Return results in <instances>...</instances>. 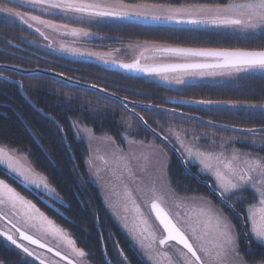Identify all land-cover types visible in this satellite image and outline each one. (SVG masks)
Segmentation results:
<instances>
[{
  "label": "snow or ice",
  "instance_id": "obj_1",
  "mask_svg": "<svg viewBox=\"0 0 264 264\" xmlns=\"http://www.w3.org/2000/svg\"><path fill=\"white\" fill-rule=\"evenodd\" d=\"M10 3L12 0H0V15L18 20L45 39L48 36L38 25L59 35L77 38L71 45L61 44L60 51L73 56L92 57L124 72L159 78L170 85L186 87L190 79L204 80L233 74H239L236 79H244L246 74H264V48L185 47L149 39H138L123 48H114L108 54L77 46L86 44L96 35L90 28L102 19L135 21L150 30L155 26L157 31L178 33L212 29L217 35L247 41L249 37L264 36V0H19L16 7H9ZM25 5H30L33 12L40 14L17 10V7ZM43 17H58L65 22L55 23L53 19ZM71 23L87 27H71ZM114 43L123 44V41ZM132 49L140 50V55L131 62L116 58ZM145 53L171 62L146 63L144 61L149 57ZM54 74L69 81L73 79L63 72ZM0 78L8 79L2 73ZM74 82L77 85L81 83L79 80ZM17 84L23 87L22 82L17 81ZM87 87L103 94L101 99L104 103L109 106L119 104L129 113L121 120L125 127L119 144L110 133L104 134L115 147L108 158H101L103 168H96L92 174L102 182L106 191L115 194V188L121 189L122 204L113 203L109 196L105 206L112 211L133 247L147 258L149 264H162V258L167 259V264H264V254L258 261L247 258L253 243L264 248V126L238 128L235 125H217L209 120L206 128H216L217 132L211 133V140L207 142L209 133L196 134L184 127L181 117L186 114L178 113L175 107L165 110L160 104L148 102L143 108L160 111L155 118L146 119L141 114L143 108L136 111L139 102L130 100L128 95H118V88L111 89L97 83H88ZM27 102L31 103L30 100ZM67 102H71L70 96ZM182 103L253 113L260 110L264 114V104L211 99L184 100ZM132 113L138 117L135 122ZM48 118L55 123L53 117ZM70 121L74 134L80 131L81 124L86 123L79 116L71 117ZM196 122L203 123L198 118ZM57 127L62 133L65 131L60 125ZM87 130L92 132L90 128ZM229 131L233 135H219L217 139L218 133ZM202 140L206 142L201 143ZM169 144L178 146L176 160L182 175L203 183L205 193L182 187L181 181L173 177ZM20 151L10 142L0 140V165L4 166L0 169V221L7 220L11 224L6 231L0 229V237L19 250L24 258H31L39 264H46V261L29 245L45 249L66 264H85L91 259V253L78 247L65 228L13 186L14 175L21 185L35 186L41 200L55 197L61 205L64 204L52 185L51 177L20 163L26 158L19 155ZM91 151L89 148L88 154ZM169 200L176 202V207L183 212L174 214L167 207ZM145 208L150 209L149 215L144 213ZM56 211L59 213V207ZM152 215L158 226L152 223ZM236 219L244 226L243 232L234 223ZM68 223L73 221L69 219ZM28 225H38L46 233L66 240L71 252H62L44 243L26 230ZM96 227H100L98 214ZM153 227L155 231L151 230ZM241 236L248 246L246 252L240 248ZM100 239L105 244L104 264H130L118 242L114 244L118 258L114 262L108 259L107 240L102 233ZM175 246H179L176 249L178 257L168 251ZM0 264L4 261L0 260ZM21 264H28V261L22 259Z\"/></svg>",
  "mask_w": 264,
  "mask_h": 264
},
{
  "label": "trees",
  "instance_id": "obj_2",
  "mask_svg": "<svg viewBox=\"0 0 264 264\" xmlns=\"http://www.w3.org/2000/svg\"><path fill=\"white\" fill-rule=\"evenodd\" d=\"M144 2V0H137ZM188 2V0H182ZM9 7H16L10 3ZM21 9V7H17ZM135 25V26H134ZM86 26V25H85ZM87 27V26H86ZM174 27V26H170ZM90 30L98 38L89 42L97 49L113 50L130 42L144 39L156 40L163 44L185 47H228V48H264V36L249 37L247 41L236 37L217 35L213 30L201 29L191 33L157 31L155 26H139L136 22L109 20L97 22ZM106 37V39H104ZM35 38V33L27 26L11 22L0 16V64L14 65L24 69H46L52 72H63L74 80L85 83L107 85L111 89H119L118 95H128L130 100L140 104L151 102L165 108L175 107L183 113L198 116L204 120H212L222 125H235L238 128L264 126V114L260 110L243 111L239 109L211 107L202 105H175L173 101L192 99H211L220 101H239L241 103L264 104V75L246 74L244 79H235L222 84H188L177 89L162 87L144 77L129 76L110 70L104 63L85 59L68 58L49 51L41 50L28 43ZM123 41V44L114 43ZM5 77L22 82L24 95L33 108L20 94L15 84L0 79V140L8 141L14 148L20 149V155L28 160L32 169L41 172L52 179V185L63 198L64 204L54 202L53 207L40 199L39 193L31 191L12 178L17 190L32 199L34 203L65 228L78 247L91 253L87 264H104L105 244L101 241V233L107 240L108 259L115 261L117 250L114 244L118 242L127 254L130 264H148L133 247L114 220L108 214L97 189L88 178L84 158L86 149L84 143L75 137L70 118L79 116L86 122L82 124L96 135L110 133L118 139L122 133L119 117L127 116L118 104L109 106L101 99V95L69 87L56 80L44 76L23 77L11 72H0ZM59 95V99L57 98ZM71 98V102H67ZM136 111L141 109L136 108ZM41 112V113H40ZM151 113V116H149ZM157 111L143 109L141 114L146 119H153ZM51 116L55 123L65 131L62 133L55 123L46 118ZM133 118V117H132ZM184 127L195 131L214 130L206 128L203 123L181 117ZM133 121H137L133 118ZM219 134L233 135L232 132ZM171 154V173L186 186L199 193H205L204 186L195 179L182 175L175 156ZM0 169H3L0 166ZM191 194V193H190ZM59 207V213L56 211ZM96 214L100 217V227H96ZM73 221L72 224L68 220ZM237 220L234 223L237 224ZM109 234L111 238L109 239ZM248 246L242 244L241 251L246 252ZM264 254V248L252 244L248 259L259 260ZM26 259L28 264H38L31 258H24L19 250L0 237V260L4 264H21Z\"/></svg>",
  "mask_w": 264,
  "mask_h": 264
},
{
  "label": "rangeland",
  "instance_id": "obj_3",
  "mask_svg": "<svg viewBox=\"0 0 264 264\" xmlns=\"http://www.w3.org/2000/svg\"><path fill=\"white\" fill-rule=\"evenodd\" d=\"M12 2L18 4L19 0H12ZM17 10H19V11H27V12H29L31 14H37V15L40 14L39 12H33V10H32L30 5H25V6L21 7V9H17ZM0 16L5 18L8 21L20 24L19 21L15 20L14 18L7 17V16H4V15H0ZM43 18L53 19V22H55V23L65 22V21H62L58 17L57 18L43 17ZM109 20L110 19H102V20H99L98 22H104V21H109ZM24 26H26V25H24ZM86 26L85 25H81V24L71 23V27H86ZM38 27H41L42 30L47 34L48 39H45L43 36H41L39 34V32H37V31L32 29V31L35 33V38H33L31 40H28V43H30L32 46H35V47H37V48H39L41 50H44V51H49L51 53L59 54V55H62V56L68 57V58H72V59L85 58V59H91V60L98 61V60H96L95 58H92V57H88V56H73V55H69L67 53H64V52L60 51L59 49H60V45L61 44L71 45V44H73V42L77 38H74V37H71V36L59 35L58 33L53 32L51 29L44 28L42 25H38ZM207 30H212V29H207ZM213 31H215V30H213ZM97 38H98V36L96 34L94 37L90 38L86 44H79L77 46L92 50L94 52H100V53H103V54H108L109 52H112V50H110V49H106V50L97 49V48H94L92 45L89 44V42L91 40H94V39H97ZM49 44H51V47L48 46ZM125 46H123V47H125ZM123 47H121V48H123ZM139 55H140V50L132 49V50H128L127 52H122L121 54L116 56V58L119 59V60H123L124 62H131L133 59L137 58ZM145 55L149 57L148 60L144 61L146 63H167V62H171L167 58L161 59L159 57H153V55L151 53H145ZM255 73L256 74H261L260 72H255ZM169 75H173V74H169ZM237 75H239V74H233L232 76H225V77L209 78V79H204V80L190 79L188 81V84H198V83H201V84H222V83H227V82L234 81L236 79ZM261 75H264V74H261ZM147 79L149 81H152V82H154V83H156V84H158V85H160L162 87L168 88V89H177V88L181 87V86L167 84V83L163 82L161 79L155 78V77H147ZM126 114L129 115L128 113H126ZM122 117H126V116H124V114H121V116L119 117L118 121H119V124L121 125V130L123 131V128L125 126L122 125V122H121ZM79 127H80V131L75 133V137L78 140H81L84 143V146H85V149H86V155H85V158H84V163H85L86 171H87V174H88V178L92 182V184L95 186V188L97 189L98 194H99V196H100V198H101V200L103 202V205L106 208V210H107L108 214L110 215V217L114 220L116 225L121 229V231L129 239L128 235L125 233V231L122 230L120 224L117 222V219L112 214V211L105 206V200L108 199L109 196H111V199H112L113 203H115L117 205L122 204V197L119 195V193L121 192V189L119 187L115 188L114 189V193L115 194H113L112 192L106 191L102 187V182L97 181L95 176L92 174L95 171L96 168H101V169L103 168V164L101 162V158H108L110 153L112 152V150H113V148L115 146L109 142V140L107 139V137L105 135H96L95 133H93V131L89 132L87 130L89 128L84 126V125H82V124ZM214 129H216V128H214ZM133 130H135V129H133ZM189 130L194 131L196 134L208 132L209 136L207 137V142H210V140H211V133H216V131H214V130H206V131L205 130H203V131H195L193 129H189ZM229 132H231V131H229ZM219 135H225V134H219L218 133L217 139L219 138ZM225 136H231V135H225ZM136 138H138V137H136ZM149 138H151V137H149ZM129 139H133V137H129ZM115 141L118 144L121 142V134H120L118 139H115ZM204 142H206V141H204V140L201 141V143H204ZM122 146L123 147H127V144H123ZM89 148H91V150H92L91 154H88V149ZM176 149L179 151L178 146H176ZM20 156L21 157H25L23 155H20ZM170 156H171V154H170ZM20 163L22 165H24V166H30V164H29V162H28V160L26 158L21 159ZM0 166H2L4 168L3 165H0ZM101 174L103 175L104 173L102 172ZM12 178L16 179L19 182V180L14 175L12 176ZM108 179H110V178H108ZM199 185H201V184H199ZM24 186L29 188L31 191L39 193V190H37L35 188V186H33V185H24ZM43 202L46 203L47 205L53 207V205H54L53 203L54 202H60V201L56 200L55 197H52V198H47L46 197V198L43 199ZM167 207L174 214L177 213V212H181V213L183 212V210L181 208L176 207V202H174L172 200H169V202L167 204ZM4 211H9L10 212L9 209H5ZM144 213L146 215H149L150 214V209L149 208H145L144 209ZM121 214L123 215V212H121ZM151 221H152V223L155 226H158L156 221L154 220V218L152 216H151ZM21 223H23V222L21 221ZM237 226H238V228L240 229L241 232L244 231V226L240 224L239 220L237 221ZM10 227H11V225L9 223H7L5 221L4 222L0 221V229H3V230L6 231ZM26 230H28L35 237L41 239L44 243L51 245L54 249L55 248H59L62 252H68V253L71 252V248H70L69 245H67V241L66 240H62L60 238L52 236L49 233H46L45 231L40 229L38 225L37 226L28 225V226H26ZM151 230L155 231L156 229H155V227H153ZM244 243H245L244 237L241 236L240 237V248L242 247V244H244ZM177 248H179V246H175V247H173L171 249H168V251H169V253L171 255L178 257L179 254L176 251ZM34 250L39 252L40 255L44 258V260L46 262L50 263V264H65L63 262H60L59 260H57L56 258L52 257L51 255H49L48 253H46V252H44L42 250L35 249V248H34ZM140 255L149 264V261L147 260V258L145 256H143L141 253H140ZM75 259H79V258H75ZM85 264H87V262H85ZM162 264H167V259L166 258H162Z\"/></svg>",
  "mask_w": 264,
  "mask_h": 264
},
{
  "label": "water",
  "instance_id": "obj_4",
  "mask_svg": "<svg viewBox=\"0 0 264 264\" xmlns=\"http://www.w3.org/2000/svg\"><path fill=\"white\" fill-rule=\"evenodd\" d=\"M120 21V20H119ZM128 22H135V21H128ZM136 23H138V22H136ZM106 66L110 69V70H112V71H117V72H120V73H125V74H127V75H129V76H134V77H147V76H144L143 74H139V73H130V72H124V71H122L121 69H119L118 67H115V66H113L112 64H106ZM0 72H11V73H14V74H16V75H20V76H23V77H30V76H44V77H48V78H50V79H53V80H56V81H58V82H60V83H63V84H65V85H67V86H69V87H74V88H78V89H81V90H85V91H91V92H93V93H96V94H99V95H101V96H103V94H100V93H98V92H96V91H94V90H92V89H90V88H88L87 87V84L88 83H85V82H81L80 83V85H77L74 81V79H72L71 81H69V80H66V79H63V78H61V77H58V76H56L55 74H54V72H52V71H49V70H46V69H39V68H36V69H24V68H21V67H18V66H14V65H1L0 64ZM171 74V73H170ZM4 76V75H3ZM5 77V76H4ZM0 79H2V78H0ZM2 80H4V81H7L8 83H12V84H15L17 87H18V89H19V92H20V94H21V96L26 100V96L24 95V93H23V90H22V88H21V86L19 85V84H17V80H13V79H10V78H8V79H2ZM26 101H28V99L26 100ZM29 103V102H28ZM173 104H175V105H184V106H186V105H194L195 103H182V101H173L172 102ZM33 108H35L31 103H29ZM143 105L144 104H140V103H138L137 104V106H136V108H139V109H142L143 108ZM196 105V104H195ZM120 106V105H119ZM123 109V108H122ZM143 109H146V108H143ZM162 109H169V108H165V107H162ZM124 110V109H123ZM146 110H152V111H157V112H159L160 110H153V109H146ZM125 111V110H124ZM126 112V111H125ZM178 113H180V111H177ZM41 113V112H40ZM129 114V113H128ZM132 115V117H134L135 119H137L138 120V117H136L135 116V114L134 113H132L131 114ZM49 116H46V118H48ZM189 117H191L192 118V120H195V121H197V118L199 119V120H202L203 121V124L204 125H207V120H204V119H202V118H200V117H198V116H195V115H190V114H186L185 116H184V118H188L189 119ZM49 119V118H48ZM50 120H52L53 121V119H50ZM217 125H222V124H218V123H216ZM55 125L57 126L58 124H56L55 123ZM169 148H171L172 149V153L174 154V156L176 157L177 156V154H178V151H177V149L175 148V147H173L171 144H169ZM196 181V180H195ZM199 184H201V185H203V183H200V182H198ZM204 186V185H203ZM153 216V218L155 219V217H154V215H152ZM157 222V224H158V221H156ZM162 230V229H161ZM3 238V237H2ZM23 243H27V242H23ZM174 243V242H173ZM29 246H31V247H33V248H36V249H39V248H37L36 246H34V245H29ZM39 250H42V251H44V252H47L45 249H39ZM48 253V252H47ZM50 255H52V256H54L52 253H49ZM55 258H57V259H59V257H56V256H54ZM38 262V261H37ZM62 262H64V263H66L65 261H62ZM39 263V262H38ZM46 264H48V263H46Z\"/></svg>",
  "mask_w": 264,
  "mask_h": 264
}]
</instances>
